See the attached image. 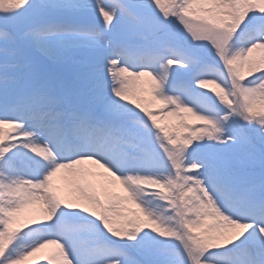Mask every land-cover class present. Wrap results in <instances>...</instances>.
Here are the masks:
<instances>
[{
    "label": "snow or ice",
    "instance_id": "1",
    "mask_svg": "<svg viewBox=\"0 0 264 264\" xmlns=\"http://www.w3.org/2000/svg\"><path fill=\"white\" fill-rule=\"evenodd\" d=\"M0 264H264V0H0Z\"/></svg>",
    "mask_w": 264,
    "mask_h": 264
},
{
    "label": "bare ground",
    "instance_id": "2",
    "mask_svg": "<svg viewBox=\"0 0 264 264\" xmlns=\"http://www.w3.org/2000/svg\"><path fill=\"white\" fill-rule=\"evenodd\" d=\"M47 251V250H46Z\"/></svg>",
    "mask_w": 264,
    "mask_h": 264
}]
</instances>
